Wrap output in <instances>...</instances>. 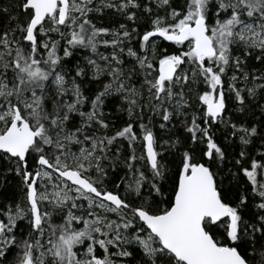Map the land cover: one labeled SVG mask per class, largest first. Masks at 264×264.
I'll return each mask as SVG.
<instances>
[{
    "label": "snow or ice",
    "instance_id": "snow-or-ice-1",
    "mask_svg": "<svg viewBox=\"0 0 264 264\" xmlns=\"http://www.w3.org/2000/svg\"><path fill=\"white\" fill-rule=\"evenodd\" d=\"M0 264H264V0H0Z\"/></svg>",
    "mask_w": 264,
    "mask_h": 264
},
{
    "label": "trees",
    "instance_id": "trees-1",
    "mask_svg": "<svg viewBox=\"0 0 264 264\" xmlns=\"http://www.w3.org/2000/svg\"><path fill=\"white\" fill-rule=\"evenodd\" d=\"M127 117L125 116V119H126ZM216 138H217V140H218V142H220V143H224V140H223V137L221 136V134L218 132L217 134H216ZM15 189H10V191H14Z\"/></svg>",
    "mask_w": 264,
    "mask_h": 264
}]
</instances>
